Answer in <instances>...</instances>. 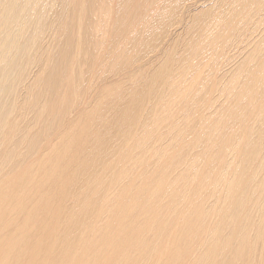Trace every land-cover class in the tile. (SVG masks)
<instances>
[{
    "label": "bare ground",
    "instance_id": "1",
    "mask_svg": "<svg viewBox=\"0 0 264 264\" xmlns=\"http://www.w3.org/2000/svg\"><path fill=\"white\" fill-rule=\"evenodd\" d=\"M0 264H264V0H0Z\"/></svg>",
    "mask_w": 264,
    "mask_h": 264
}]
</instances>
